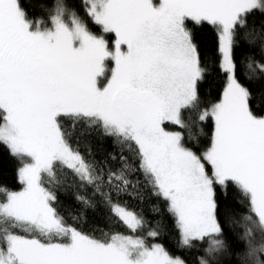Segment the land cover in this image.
<instances>
[{
    "label": "snow or ice",
    "instance_id": "snow-or-ice-1",
    "mask_svg": "<svg viewBox=\"0 0 264 264\" xmlns=\"http://www.w3.org/2000/svg\"><path fill=\"white\" fill-rule=\"evenodd\" d=\"M79 8L55 0L37 19L22 0H0V145L17 159L22 185L0 186V264H186L165 247L162 222L148 227L121 199L145 187L174 220L178 246L203 245L199 264L226 256L264 264V114L255 110L264 90L244 86L234 60L264 0H80ZM202 25L217 37L209 61L197 43ZM258 50L264 56V43ZM210 63L225 77L215 102L200 94ZM247 69L264 80V63ZM209 120L202 146L192 128ZM169 126L187 130L190 143ZM78 128L118 151L102 160L91 147L82 153ZM60 189L73 190L81 212L99 197L106 219L129 231L68 223ZM232 193L245 205L238 217ZM225 223L241 227L243 251L227 243Z\"/></svg>",
    "mask_w": 264,
    "mask_h": 264
},
{
    "label": "trees",
    "instance_id": "trees-1",
    "mask_svg": "<svg viewBox=\"0 0 264 264\" xmlns=\"http://www.w3.org/2000/svg\"><path fill=\"white\" fill-rule=\"evenodd\" d=\"M55 0H22L27 12L32 18H46L48 10L54 5ZM67 7L70 10L80 11V0H65ZM255 25L253 30L252 25ZM264 24V16L259 12L252 15L249 21L248 36L245 38L242 32L234 46V60L237 65V78L246 87H249L258 95L264 90V80L257 79L259 75L258 70L253 71L247 69L248 63L253 64L256 69L257 62L264 63V56L258 50L261 43H264V33L261 32V25ZM94 31H98V27L92 26ZM197 43L200 47L202 57L205 61L209 58H217L215 49L217 47V37L214 29L210 25L197 26L195 28ZM249 41H252L251 43ZM110 66V65H109ZM209 77L206 83L200 88L201 97L207 102H215L222 94L225 77L222 73L215 71L214 66L210 63ZM247 73V75H246ZM247 76H252L250 81ZM257 114H264V108L255 109ZM185 119H188L189 114H184ZM190 122V121H189ZM170 131H183L187 140V130H182L178 126H169ZM193 132L199 131L200 144L207 145L210 142L212 134V122L205 121L200 125V128H192ZM76 136L80 139V150L82 153L87 154L88 148L91 147L92 154L97 160H102L107 157L109 153L117 152V148L113 146L111 140H105L97 134H88V129L78 128ZM112 166L118 167V164L112 162ZM19 167L17 159H15L8 151L7 148L0 145V186L7 187L10 190L19 191L21 184L18 182L17 169ZM134 179L136 177H133ZM142 179V177L140 178ZM70 182V181H69ZM91 188L88 189V194H91ZM73 190L65 192L60 189L57 191L59 203L57 205L61 214L70 224H74L81 228L83 231H91L95 229L119 230L127 233L129 230L126 227L112 223L106 219L107 211L100 203L99 197L95 198L96 207L88 208L81 212V204L77 203L73 196ZM230 200L232 206V214L237 216L245 210V205L239 202L235 193L231 194ZM122 200L127 201V204L141 213L146 221L148 227H156L157 222H162L166 227V238L164 240L165 247L173 256L181 257L186 264H199L198 258L203 255V245H197L196 248L187 249L178 246V233L175 228L174 220L168 215L162 201L158 200L150 194L147 188L141 190V195L138 198H132L127 195L121 197ZM225 239L227 243L232 245L236 250L243 251L244 244L236 240V235L242 232L239 225L224 224ZM99 234V232H97ZM259 237H257L258 239ZM223 264H239L235 256L224 257Z\"/></svg>",
    "mask_w": 264,
    "mask_h": 264
},
{
    "label": "rangeland",
    "instance_id": "rangeland-1",
    "mask_svg": "<svg viewBox=\"0 0 264 264\" xmlns=\"http://www.w3.org/2000/svg\"><path fill=\"white\" fill-rule=\"evenodd\" d=\"M21 188H22V185H21ZM21 190V189H20Z\"/></svg>",
    "mask_w": 264,
    "mask_h": 264
}]
</instances>
